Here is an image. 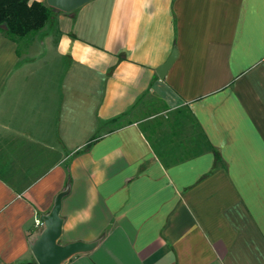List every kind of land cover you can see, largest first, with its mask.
<instances>
[{
	"label": "crops",
	"instance_id": "crops-1",
	"mask_svg": "<svg viewBox=\"0 0 264 264\" xmlns=\"http://www.w3.org/2000/svg\"><path fill=\"white\" fill-rule=\"evenodd\" d=\"M56 11L0 33V264H36L28 239L67 185L61 243L100 242L66 264H264V0ZM181 109L209 149L166 166L152 146Z\"/></svg>",
	"mask_w": 264,
	"mask_h": 264
},
{
	"label": "trees",
	"instance_id": "trees-1",
	"mask_svg": "<svg viewBox=\"0 0 264 264\" xmlns=\"http://www.w3.org/2000/svg\"><path fill=\"white\" fill-rule=\"evenodd\" d=\"M54 12L55 10L39 2L0 0V33L15 43L26 40L39 34L51 21ZM170 120L171 123L167 122L166 127L171 131L163 141L168 144L159 145L160 148L162 145L166 147L165 152H159L152 146L156 156L164 165L185 161L209 149V144L188 109L174 112ZM184 135H188V138L183 139ZM173 143L176 148L181 149V158H176L167 150V145Z\"/></svg>",
	"mask_w": 264,
	"mask_h": 264
},
{
	"label": "water",
	"instance_id": "water-1",
	"mask_svg": "<svg viewBox=\"0 0 264 264\" xmlns=\"http://www.w3.org/2000/svg\"><path fill=\"white\" fill-rule=\"evenodd\" d=\"M92 0H45L46 6L62 13H71ZM176 58L174 50L168 60L156 70V76L162 81ZM68 185L54 198L47 214L39 217V226L28 239V246L36 264H66L78 255L91 253L100 240L91 243H61L63 219L60 216L62 201L68 195Z\"/></svg>",
	"mask_w": 264,
	"mask_h": 264
},
{
	"label": "rangeland",
	"instance_id": "rangeland-1",
	"mask_svg": "<svg viewBox=\"0 0 264 264\" xmlns=\"http://www.w3.org/2000/svg\"><path fill=\"white\" fill-rule=\"evenodd\" d=\"M189 130L187 129V133H189L188 132ZM6 179V181H8L11 185H13V186H15V187H17V188H23V187H25V183H24V179L23 178H8V177H6L5 178ZM21 183V184H19V183ZM23 183V184H22ZM17 185H19V186H17Z\"/></svg>",
	"mask_w": 264,
	"mask_h": 264
}]
</instances>
